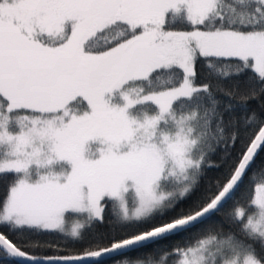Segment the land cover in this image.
I'll return each mask as SVG.
<instances>
[{"label": "snow or ice", "instance_id": "obj_1", "mask_svg": "<svg viewBox=\"0 0 264 264\" xmlns=\"http://www.w3.org/2000/svg\"><path fill=\"white\" fill-rule=\"evenodd\" d=\"M0 264H264V0H0Z\"/></svg>", "mask_w": 264, "mask_h": 264}, {"label": "trees", "instance_id": "obj_2", "mask_svg": "<svg viewBox=\"0 0 264 264\" xmlns=\"http://www.w3.org/2000/svg\"><path fill=\"white\" fill-rule=\"evenodd\" d=\"M259 159H260V158L258 157V162H259Z\"/></svg>", "mask_w": 264, "mask_h": 264}]
</instances>
